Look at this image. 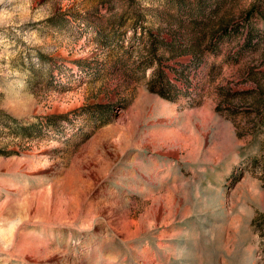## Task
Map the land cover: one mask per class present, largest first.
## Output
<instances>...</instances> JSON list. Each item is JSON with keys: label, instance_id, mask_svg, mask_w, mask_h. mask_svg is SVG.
<instances>
[{"label": "rangeland", "instance_id": "obj_1", "mask_svg": "<svg viewBox=\"0 0 264 264\" xmlns=\"http://www.w3.org/2000/svg\"><path fill=\"white\" fill-rule=\"evenodd\" d=\"M0 264H264V0H0Z\"/></svg>", "mask_w": 264, "mask_h": 264}, {"label": "trees", "instance_id": "obj_2", "mask_svg": "<svg viewBox=\"0 0 264 264\" xmlns=\"http://www.w3.org/2000/svg\"><path fill=\"white\" fill-rule=\"evenodd\" d=\"M159 94H161L162 96H165L162 92L161 93H159Z\"/></svg>", "mask_w": 264, "mask_h": 264}]
</instances>
